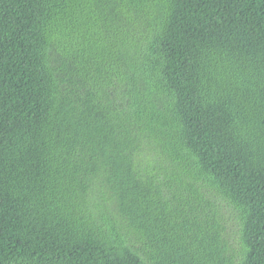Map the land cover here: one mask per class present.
<instances>
[{"label": "trees", "instance_id": "obj_1", "mask_svg": "<svg viewBox=\"0 0 264 264\" xmlns=\"http://www.w3.org/2000/svg\"><path fill=\"white\" fill-rule=\"evenodd\" d=\"M0 264H264V0H0Z\"/></svg>", "mask_w": 264, "mask_h": 264}, {"label": "rangeland", "instance_id": "obj_2", "mask_svg": "<svg viewBox=\"0 0 264 264\" xmlns=\"http://www.w3.org/2000/svg\"><path fill=\"white\" fill-rule=\"evenodd\" d=\"M92 23L96 34L91 32L90 35H87L84 32L82 33V41L85 43V46L88 42L90 49H93L95 51L94 54H96L94 62L90 64L91 70L100 71L102 69L104 77L100 78V80H107L111 74V71L107 70H115L121 67L122 54L130 52L128 50L129 45L131 46L135 40H130V37L124 35L119 36L117 34L118 26L115 23L106 22L105 19L101 18L98 20L95 18V22ZM90 26L92 27V24ZM82 49L85 48L83 47ZM96 80L97 74L95 75ZM102 83L105 84L106 82L104 83L103 81ZM101 89H105L108 94L111 93L110 87H102ZM161 167L163 168L162 172L165 173V166ZM203 193L205 198V201L202 202L203 210L206 214L215 216L220 222L230 252L239 256L242 247L240 244V221L237 211L228 201L219 194H216L215 191L203 188ZM93 195L95 200L97 196L101 200L100 203L106 204L107 212L105 213L108 217L118 219V212L115 213L113 210L106 186L99 187V190L96 189Z\"/></svg>", "mask_w": 264, "mask_h": 264}]
</instances>
